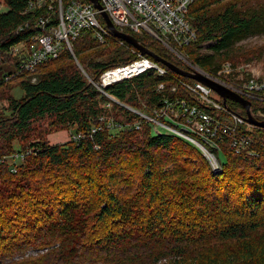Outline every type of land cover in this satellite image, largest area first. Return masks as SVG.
Listing matches in <instances>:
<instances>
[{"label": "trees", "instance_id": "16d2710c", "mask_svg": "<svg viewBox=\"0 0 264 264\" xmlns=\"http://www.w3.org/2000/svg\"><path fill=\"white\" fill-rule=\"evenodd\" d=\"M27 1L3 0L0 53L31 35L15 32L32 19L22 15ZM248 7L247 0H194L188 15L196 40L182 49L190 62L213 76L236 43L264 34V7ZM134 37L188 70L158 42ZM205 42L214 43L212 54L198 52ZM72 48L73 55L63 50L41 66L36 82L19 75L0 85V264H264V129L251 134L257 156L222 145L221 170L214 173L196 147L153 133L151 123L129 110L148 114L163 95L185 98L178 81L190 79L168 71L113 84L105 91L121 105L106 108L109 101L87 77L96 80L132 61L130 46L109 36L101 46L86 32ZM14 90L22 96H12ZM257 109L264 112V104L251 100L250 111ZM100 116L140 127L103 126L88 134L101 125ZM43 122L84 136L51 144L50 131L36 127ZM28 251L36 253L25 256Z\"/></svg>", "mask_w": 264, "mask_h": 264}, {"label": "built area", "instance_id": "2783aa9c", "mask_svg": "<svg viewBox=\"0 0 264 264\" xmlns=\"http://www.w3.org/2000/svg\"><path fill=\"white\" fill-rule=\"evenodd\" d=\"M98 2L117 31L133 37L146 36L158 42L173 58L183 62L188 67L187 71L198 72L244 99L256 97L264 99L260 96L262 93L264 95V80L252 78L233 89L225 83L226 78H230L235 72L230 63L224 62L216 74L208 76L202 69L188 61L189 57L182 49L196 40L192 19L188 15L189 7L194 0H98ZM99 13L86 0H70L66 3L63 0H28L22 15H30L32 19L18 26L15 32L27 30L32 33L27 40L0 53V85L19 75H28L32 83L36 82L35 75L41 66L58 58L63 50L73 55L72 42L82 33L91 32L98 45H106L107 37L112 36L105 24L101 25L98 21ZM119 45L124 48L130 46L122 40H119ZM129 51L134 57L132 61L106 69L96 80L87 77L89 83L109 101L105 104L106 108H110L111 103L121 105L106 93L105 90L109 86L131 81L143 75L152 74L158 78L168 75L169 70L159 66L160 63L149 56L141 55L132 46ZM9 66L11 69L7 68ZM178 83L185 89V98L168 99L163 95L159 99V105L150 108L148 114L131 108L129 110L151 123L153 129L164 130L166 134L175 135L196 147L214 173L221 170L222 160L216 154H223L222 145L235 155L244 154L250 157L258 155L251 148L254 144L251 134L256 127L248 124L245 116L228 109L227 102L224 104L215 92L202 83L194 80L190 82L180 80ZM163 90L164 84L159 83L156 92L160 93ZM176 90L177 86L174 85L170 92L175 93ZM251 114L255 119L264 121L263 111L257 110ZM98 120L101 125L93 127L88 134L100 131L103 126L107 129L135 130L140 127L139 122L121 125L106 116H100ZM83 136L84 134L79 132L69 137L72 141L78 142ZM262 150L264 152V147Z\"/></svg>", "mask_w": 264, "mask_h": 264}, {"label": "rangeland", "instance_id": "374dc122", "mask_svg": "<svg viewBox=\"0 0 264 264\" xmlns=\"http://www.w3.org/2000/svg\"><path fill=\"white\" fill-rule=\"evenodd\" d=\"M247 4L249 5L248 9L251 8V10H252V9L258 8L260 6L264 7V0H247ZM5 10H6V6H5L3 0H0V14L5 12ZM211 45H213L212 42L201 44V47H198V52L201 55L212 54L210 51ZM231 50H232L231 53H233V54H232L231 58L228 59V61H226V62L230 63L233 66V68H235V72L232 74V76L230 78H226L225 83L228 86L235 89L236 85H240L244 81L252 79V78L256 79L258 81L264 80V34L247 37L246 39L241 40L240 42L236 43L231 48ZM72 51H73V48H72ZM171 57H172L171 60H173V61H180L179 59L173 58V56H171ZM188 61L190 62V60H188ZM78 64L76 63V65H78ZM182 64H184V63L182 62ZM10 67L11 66H9L7 68L11 69ZM203 72L205 74H207L208 76H211L208 72H206V71H203ZM12 96H14L15 98H19L22 96V92L19 90H14L12 92ZM260 96H263V98H264L263 93ZM251 100H252V102H260V103L264 104V101H263L264 99H261V98H257V97L251 98V99H248L247 101H249L251 103ZM228 102L231 103V101H228ZM227 107H228V109H230L231 111H233L235 113L239 112L240 115L242 114V111H244V109L241 106L240 107L243 110L239 109L236 106H230V104L227 105ZM257 110H259V109H257ZM255 112L256 111H254V113ZM250 113H252V112L250 111ZM50 122H43L41 124L39 123V124H37L36 127L40 126L41 128H43V129L46 128V130L50 131V134H48L46 136V139L51 144H55V143L60 144L63 142H67L69 140V136L74 133V128L69 127L68 129L58 130L60 128H58L54 125H50ZM152 132L153 133L161 132L163 134H166L165 131L161 130V129H153ZM13 147L15 149H18L19 148V141H14ZM216 156L219 157L223 161V154L217 153ZM9 163H11L10 160H9ZM35 253L36 252H31V251L29 252L28 251L24 255L25 256L34 255Z\"/></svg>", "mask_w": 264, "mask_h": 264}, {"label": "water", "instance_id": "95a60500", "mask_svg": "<svg viewBox=\"0 0 264 264\" xmlns=\"http://www.w3.org/2000/svg\"><path fill=\"white\" fill-rule=\"evenodd\" d=\"M86 1L90 2L93 5V7L100 12L99 15L102 18V20L105 24V27L107 28L110 36H112L113 38L124 41L128 45H130L133 48H135L136 50H138L141 53V55L149 56L155 62L162 64L164 67H166L169 71L173 72L174 74L181 76V77H185V78L194 80V81H197L199 83H202L203 85H205L206 87L211 89L213 92H215L222 99L224 104H226L227 101H231V102L238 104L239 106H241L244 109L245 121L248 124H250L256 128H259V129H264V121L256 120L251 115V113H250L251 103L249 101H247L243 97L239 96L238 94H236L232 90L220 85L219 83L207 78L206 76H204L198 72L192 73V72H189L187 70L181 69V68L175 66L174 64L156 56L155 54H153L152 52H150L149 50L144 48L140 44V42L136 38H134L133 36L117 31L116 28L114 27V25L112 24V22L110 21L109 17L107 16V14L102 11V6L98 2V0H86Z\"/></svg>", "mask_w": 264, "mask_h": 264}, {"label": "crops", "instance_id": "0c3cea01", "mask_svg": "<svg viewBox=\"0 0 264 264\" xmlns=\"http://www.w3.org/2000/svg\"><path fill=\"white\" fill-rule=\"evenodd\" d=\"M6 10H7V9H6ZM6 10H5V11H6Z\"/></svg>", "mask_w": 264, "mask_h": 264}]
</instances>
